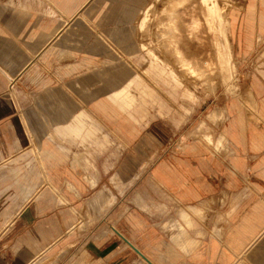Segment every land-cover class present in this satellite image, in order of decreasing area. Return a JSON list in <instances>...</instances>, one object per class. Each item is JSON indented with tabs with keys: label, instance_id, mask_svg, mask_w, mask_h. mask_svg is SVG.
<instances>
[{
	"label": "rangeland",
	"instance_id": "rangeland-1",
	"mask_svg": "<svg viewBox=\"0 0 264 264\" xmlns=\"http://www.w3.org/2000/svg\"><path fill=\"white\" fill-rule=\"evenodd\" d=\"M8 1L0 0V264H264V222L251 244L236 203L223 211L214 203L192 210L184 197L191 160L221 154L230 119L263 120L257 111L264 104L260 0H143L147 7L132 31L131 9L122 17L129 0H90L53 41L60 55L74 57H54L37 80L23 73L14 86L27 52L43 37V15H22ZM231 2L242 13L228 35L237 15ZM250 4L254 15L246 22ZM30 5L38 7L34 0ZM81 58L91 61L81 72L58 70ZM121 70L134 72L118 96L132 118H108L97 106L112 89L105 81ZM82 108L88 115L78 114ZM78 120L92 125L93 137L81 139L58 125ZM35 147L59 156L41 173ZM74 153L85 160L72 162ZM25 182L35 183L41 197L6 224ZM260 192L254 205L264 214ZM69 221L76 223L70 234ZM51 235L56 245L34 258L33 243Z\"/></svg>",
	"mask_w": 264,
	"mask_h": 264
},
{
	"label": "crops",
	"instance_id": "crops-1",
	"mask_svg": "<svg viewBox=\"0 0 264 264\" xmlns=\"http://www.w3.org/2000/svg\"><path fill=\"white\" fill-rule=\"evenodd\" d=\"M37 3V9L35 10L31 5V0H9L8 2L15 5L20 14L25 16L34 17L36 13H41L40 24L38 25V30L43 32V37L36 46V51H28V59L26 63L22 66L21 70L18 72L17 76L12 80L11 85L14 86L16 78L24 73L25 78L29 81H35L41 75V70L48 66L54 59L63 57H74V55L63 56L60 55L58 51L59 46L55 45L53 41L62 35L65 27L68 25V21L77 16L83 7L90 0H34ZM143 0H129L130 4L126 7L123 6L122 17L126 18L128 15V10L132 11L130 14L131 20L128 22L130 24L129 30L132 31L136 26V15L146 9L142 5ZM230 9L237 12L235 21L230 22L228 28V35L232 34L238 27L239 19L242 13V8L240 5H234L231 2ZM260 4L264 6V0H260ZM33 12V13H32ZM254 15V5L250 4L244 13L243 20L248 22L252 20ZM125 16V17H124ZM259 27L261 31H264V12L259 14ZM28 24L22 29V32L27 29ZM131 27V29H130ZM36 30H33V34H36ZM58 53V54H57ZM52 60V61H51ZM58 61V60H57ZM56 61V62H57ZM91 65V61L88 58L76 59L73 62L63 65H57L58 70L65 69L67 74L71 72H81L85 67ZM125 70L117 71L111 79L105 81V88H112L107 90L108 94L107 101H102L98 104L97 110L103 113L105 116L115 117L119 114H125L129 118H132L131 112L125 109L127 101L119 100V94L124 92L125 86L129 84V80L133 78L134 72L127 74ZM32 75L34 77L32 78ZM122 79L123 82L119 87H114ZM38 81H43L39 79ZM12 86V87H13ZM114 87V88H113ZM116 88V89H115ZM122 90V91H121ZM104 92V91H103ZM120 92V93H119ZM264 102V100H263ZM257 112L261 119L260 122L254 123L253 121H248L246 117L239 120L238 117L230 119L225 126L223 135L225 138L223 150L221 154H215L212 150L211 153H207L205 158L197 157L196 161L191 160L190 162V172L191 178L189 184L185 185L184 197L190 203V208L194 210L199 207H208L211 203H214L212 208L217 211H223L228 202L236 203L235 207L237 210H244L245 222L243 224V229H247L250 236L251 244L255 243L259 235L257 229L261 227V222H264V214L261 212V205L254 203L262 201L264 192V104L257 106ZM80 115H88L86 111L80 110L78 112ZM78 116V115H77ZM251 116L255 118V114L252 113ZM75 118V115H74ZM258 119V118H257ZM64 127V131L72 134L81 139L87 137H93V127L90 124L78 120L75 123H63L58 124ZM31 151L34 153V158L38 163L40 173L46 169V165L52 163V159H57L55 149L51 147H35ZM85 160L79 153H74L72 162L79 163ZM215 160L217 161L215 163ZM194 163L196 165H194ZM44 175V174H43ZM195 176V177H194ZM50 190L53 193H58L57 186L48 183ZM70 188L71 185L68 184ZM177 186L175 184V191H177ZM21 195L17 206L13 209L14 212L9 214L4 222L6 224H11L14 219L18 218L23 210L32 202L36 201L41 197V193L36 190L35 183H22ZM180 191L182 195V185H180ZM99 196H96L93 201L97 200ZM63 201V199H61ZM206 203V205H205ZM248 203V205H247ZM83 204L79 207L74 208V210H80ZM233 208V206H231ZM243 215V214H241ZM181 216L187 221L189 215L183 211ZM236 216H240L237 214ZM254 217V219H250ZM249 218V219H248ZM256 220L259 224L254 222ZM76 223L74 221H69L64 224V229L70 234L73 229H75ZM5 230V229H4ZM3 232V231H2ZM183 239L184 244H188L186 241L188 239L180 233L177 237ZM58 242L57 237L51 235V238L36 240L33 243V249L35 251L34 258L38 256H44L49 254L53 247ZM170 258H176L177 255L173 251L166 252ZM33 260H30L28 264H31ZM106 264H114L111 259L106 260ZM128 264V263H126Z\"/></svg>",
	"mask_w": 264,
	"mask_h": 264
},
{
	"label": "bare ground",
	"instance_id": "bare-ground-1",
	"mask_svg": "<svg viewBox=\"0 0 264 264\" xmlns=\"http://www.w3.org/2000/svg\"><path fill=\"white\" fill-rule=\"evenodd\" d=\"M216 16V15H215Z\"/></svg>",
	"mask_w": 264,
	"mask_h": 264
}]
</instances>
